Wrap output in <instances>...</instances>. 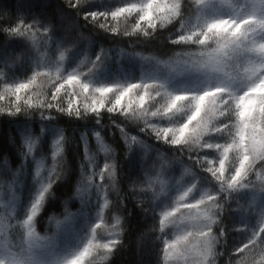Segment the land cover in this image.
<instances>
[{
	"label": "clouds",
	"instance_id": "clouds-1",
	"mask_svg": "<svg viewBox=\"0 0 264 264\" xmlns=\"http://www.w3.org/2000/svg\"><path fill=\"white\" fill-rule=\"evenodd\" d=\"M65 2L79 10L90 0ZM188 3L190 14L185 11ZM218 4L226 15L219 8L209 14L212 0H124L111 11L82 13L90 24L113 36L136 42L164 37L179 45L166 59L155 53L135 55L162 64L170 78L192 74L202 85L180 90L157 78L95 83V71L109 58L103 50L94 59L85 54L66 71L71 47L57 46L49 52L52 28L42 25L50 40L41 38L37 45L43 49L40 60L23 81L28 98L14 115L47 119L63 113L80 120L94 117L97 124L107 115L119 127L128 152L133 146L125 140V134L130 136L125 128L134 124L178 146L214 179L218 190L204 189L197 197L193 183L158 208L167 190L154 181V165L146 166L142 176L126 179L118 149L101 130L92 136L97 143V137H102L109 150L99 144L93 149L85 132L79 175L71 192L60 198V209L44 217L42 232L41 217L49 201L57 199L55 188L72 172L68 150L74 140L62 134L48 156L35 159L34 187L22 212L23 172L0 176V264H111L116 250L128 246L133 215L127 209L129 200L142 219L151 217L135 239L138 249L159 242L157 264H264V199L258 204L255 197L247 201L233 197L241 189L264 197V0H218ZM177 23L173 35L168 30ZM8 107L0 106V114L8 113ZM117 119L124 123L118 124ZM209 150L215 155L209 156ZM35 152L29 157L35 158ZM73 201L83 207L94 202L95 222L71 256L53 259L66 227L81 214V207H72ZM231 211L254 215L255 223L229 227L225 216ZM234 231L244 233L245 241L230 249L229 235ZM112 235L117 238L109 239Z\"/></svg>",
	"mask_w": 264,
	"mask_h": 264
},
{
	"label": "trees",
	"instance_id": "trees-1",
	"mask_svg": "<svg viewBox=\"0 0 264 264\" xmlns=\"http://www.w3.org/2000/svg\"><path fill=\"white\" fill-rule=\"evenodd\" d=\"M75 2V0H73ZM124 0H90L81 9L70 7L65 0H0V92L3 85L23 82L36 69L40 60V51L30 39L25 36L10 35L2 30L3 26H11L21 19L25 22L39 21L41 25H49L52 28L49 52H54L57 46L71 47V52L65 64V70L70 71L77 66L79 61L87 54L93 59L102 50L109 53V58L104 65L97 69L92 77L93 81L99 83L114 82H135L140 79L157 78L168 80L169 86L180 90L184 87L200 86L199 78L192 74L169 77V70L162 64L155 61H145L135 52L139 51L147 55L155 53L161 59H166L173 51L180 48L179 45H172L167 38L153 39L147 42H136L134 39L121 38L97 29L84 19L83 12L111 11L120 6ZM213 7L207 11L214 14L219 8L218 0H212ZM191 4L186 6V13L190 14ZM221 14H227L226 10L219 8ZM103 19V18H101ZM178 23L171 26L168 31L176 34ZM38 43L40 33H37ZM22 53V57H17ZM22 99L19 101L23 106L27 95L25 91L20 93ZM15 101V96L7 95L0 99V106H9ZM8 111V108H6ZM117 123H124L117 119ZM166 123V121H161ZM97 130L102 131L104 139L118 149V156L122 162L125 178L142 176L145 167L154 165L157 176L153 177L156 184L167 190L157 202V207H163L171 203L177 192L186 186L195 183L194 196H199L204 189L218 190V184L210 175L188 160L187 155L181 152L178 146L170 145L163 140L157 139L154 134L140 131V128L129 123L125 132L130 136H136L138 143L134 144L128 152L125 141L117 125L105 115L100 124L96 123L94 117L88 120H80L63 113H54L47 119L40 116H27L24 114L12 115L7 112L0 114V176L10 178L15 172H23L22 203L19 209L23 210V203L30 199L33 190L32 177L34 175L35 159L48 156L52 145L62 134L73 137L68 150L72 164V172L67 181L60 182L55 191L57 199L50 200L44 216L41 217L40 230H45V219L47 213L53 209L59 210L60 198L71 192L72 183L79 175V160L83 151L82 135L87 132L91 137V146L98 149L99 145L92 136ZM29 137L37 138L38 144L35 158L25 157V140ZM127 157L125 158V153ZM209 156L215 153L207 152ZM103 161V153L100 157ZM190 168V170H188ZM99 182V178L97 177ZM226 195V194H222ZM233 197L239 200H251L254 197L259 204L264 199L260 194L254 193L251 189H241L233 193ZM235 199L232 203H235ZM191 202V201H190ZM73 208L81 207V214L78 219L66 227L56 249L51 254L55 259L59 252L67 244L73 247L81 246L80 238L88 231L91 223L96 219V205L90 201L86 207L80 206L73 201ZM127 209L133 213L132 224L127 236V247H120L112 257L111 264H157L159 260V242L156 245H147L138 249L136 245V233L146 226L151 217L141 218L139 210L135 208L132 201L127 202ZM255 216H244L239 212L231 211L225 216L229 227L243 223L254 224ZM245 241V234L242 232H231L229 235V248L239 246ZM72 253L71 247L67 248ZM87 260V258H86ZM86 264V261H85Z\"/></svg>",
	"mask_w": 264,
	"mask_h": 264
},
{
	"label": "snow or ice",
	"instance_id": "snow-or-ice-1",
	"mask_svg": "<svg viewBox=\"0 0 264 264\" xmlns=\"http://www.w3.org/2000/svg\"><path fill=\"white\" fill-rule=\"evenodd\" d=\"M71 6V5H70ZM99 14V12H97ZM2 30L7 32L10 35L25 36L30 39L35 45H38L37 33H40V38H45L50 40L48 36V30L43 27L39 21L33 20L32 22H25L24 20L18 21L16 24L11 26H3ZM25 84L24 82L14 83V84H4L3 91L0 92V99H3L7 95L15 96V101H11L8 107V113L14 115L17 111L20 110L21 105L19 101L22 99L20 93L24 91ZM125 140L129 144V147H132L134 144L138 143L137 138L128 136L125 134ZM98 144L101 149L108 151L107 145L103 143L102 137H97ZM55 143H59L57 140ZM86 143V141H85ZM38 139L29 137L25 140V157L32 155L37 148ZM109 239H116V235L108 237Z\"/></svg>",
	"mask_w": 264,
	"mask_h": 264
},
{
	"label": "rangeland",
	"instance_id": "rangeland-1",
	"mask_svg": "<svg viewBox=\"0 0 264 264\" xmlns=\"http://www.w3.org/2000/svg\"><path fill=\"white\" fill-rule=\"evenodd\" d=\"M68 247H71V249L74 250V248H73L72 245L67 244L66 246H64V248H62V250L59 252V254L57 255V257H61V258H63V257H69L70 255H68V253L66 252V250H67ZM74 251H73V253H74Z\"/></svg>",
	"mask_w": 264,
	"mask_h": 264
}]
</instances>
